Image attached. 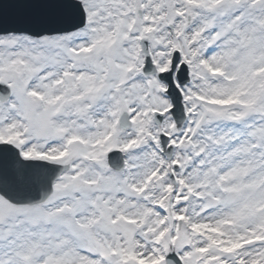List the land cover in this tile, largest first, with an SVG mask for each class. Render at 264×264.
<instances>
[{
    "label": "snow or ice",
    "instance_id": "snow-or-ice-1",
    "mask_svg": "<svg viewBox=\"0 0 264 264\" xmlns=\"http://www.w3.org/2000/svg\"><path fill=\"white\" fill-rule=\"evenodd\" d=\"M0 264H264V0H0Z\"/></svg>",
    "mask_w": 264,
    "mask_h": 264
}]
</instances>
